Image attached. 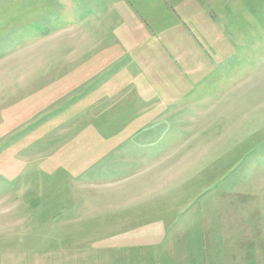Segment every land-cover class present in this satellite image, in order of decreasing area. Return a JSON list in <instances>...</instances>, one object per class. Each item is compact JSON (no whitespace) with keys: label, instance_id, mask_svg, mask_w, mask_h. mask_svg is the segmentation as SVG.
<instances>
[{"label":"rangeland","instance_id":"374dc122","mask_svg":"<svg viewBox=\"0 0 264 264\" xmlns=\"http://www.w3.org/2000/svg\"><path fill=\"white\" fill-rule=\"evenodd\" d=\"M0 264H264V0H0Z\"/></svg>","mask_w":264,"mask_h":264}]
</instances>
